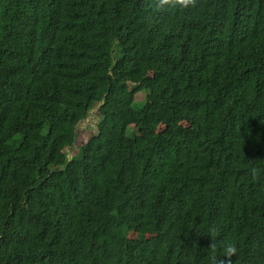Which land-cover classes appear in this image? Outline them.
<instances>
[{
	"label": "trees",
	"instance_id": "1",
	"mask_svg": "<svg viewBox=\"0 0 264 264\" xmlns=\"http://www.w3.org/2000/svg\"><path fill=\"white\" fill-rule=\"evenodd\" d=\"M229 241L264 264V0H0V264Z\"/></svg>",
	"mask_w": 264,
	"mask_h": 264
},
{
	"label": "rangeland",
	"instance_id": "2",
	"mask_svg": "<svg viewBox=\"0 0 264 264\" xmlns=\"http://www.w3.org/2000/svg\"><path fill=\"white\" fill-rule=\"evenodd\" d=\"M145 96V92L138 93L136 95L137 99H143ZM92 115H90L88 118H86L84 121L81 122L79 125L78 131H79V140L76 145L73 146V148L70 151V156L77 155L79 153L80 144L83 142H86L88 138H90V128L93 131H96V123H97V114H95V110H92ZM130 129H133V126L130 127ZM133 236L134 233H131Z\"/></svg>",
	"mask_w": 264,
	"mask_h": 264
},
{
	"label": "clouds",
	"instance_id": "3",
	"mask_svg": "<svg viewBox=\"0 0 264 264\" xmlns=\"http://www.w3.org/2000/svg\"><path fill=\"white\" fill-rule=\"evenodd\" d=\"M163 2V0H162ZM192 0H179V3L181 6H186L191 4ZM222 251L220 256L215 260V264H232L233 260L228 259H221V257H236L238 254V248L237 246L232 242H225L222 244Z\"/></svg>",
	"mask_w": 264,
	"mask_h": 264
}]
</instances>
